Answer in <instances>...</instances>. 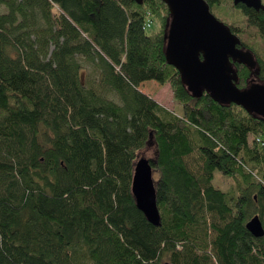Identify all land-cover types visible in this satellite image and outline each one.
<instances>
[{"label":"trees","instance_id":"trees-1","mask_svg":"<svg viewBox=\"0 0 264 264\" xmlns=\"http://www.w3.org/2000/svg\"><path fill=\"white\" fill-rule=\"evenodd\" d=\"M205 1L256 60L238 88L264 84V11ZM170 18L163 0H0V264H264L246 228L264 227V118L191 94ZM152 139L160 227L132 192Z\"/></svg>","mask_w":264,"mask_h":264},{"label":"water","instance_id":"water-1","mask_svg":"<svg viewBox=\"0 0 264 264\" xmlns=\"http://www.w3.org/2000/svg\"><path fill=\"white\" fill-rule=\"evenodd\" d=\"M163 1L171 16L167 27L166 59L179 71L191 94L200 98L206 92L216 101L240 106L264 118V84L250 83L242 90L237 86L239 78L235 64L255 68L252 53L239 48L238 37L217 19L205 0ZM232 1L235 5L264 11L262 0ZM153 171L149 159L140 158L135 166L132 192L137 208L148 222L160 227ZM246 228L255 238L264 237V227L258 216L252 218Z\"/></svg>","mask_w":264,"mask_h":264},{"label":"rangeland","instance_id":"rangeland-1","mask_svg":"<svg viewBox=\"0 0 264 264\" xmlns=\"http://www.w3.org/2000/svg\"><path fill=\"white\" fill-rule=\"evenodd\" d=\"M225 8L227 9V12H229V14L231 15V17H228L225 13L224 17L226 20L234 21L235 19H241L242 18V17H234L233 16V15H235L234 11L231 10V8L229 6H225L224 1H222L221 7L218 8L217 10L225 11ZM217 10H215V12H217ZM213 12L214 11H212V13ZM152 20H153V23H151V26L147 29L148 35H151L152 33L157 32L161 29L160 21L156 18H153V17H152ZM252 39H254V36H252ZM251 83L259 84V82L254 77L252 78ZM140 90H142V92L147 93L148 95L152 96L158 103H160L165 108H167L171 111L174 109V98H173L174 94H173V91L171 90L169 85L162 86V85L158 84L157 82L151 81V82H147L143 86H141ZM177 111L181 112V109L177 108ZM150 143L151 144L149 145V147H147L145 149L143 157H145L147 159H155L157 156L155 142L152 139L150 141ZM158 179H159V173L157 171H154L155 183ZM214 184L218 188L223 189L226 187V183L223 182L222 180H216L214 182Z\"/></svg>","mask_w":264,"mask_h":264},{"label":"built area","instance_id":"built-area-1","mask_svg":"<svg viewBox=\"0 0 264 264\" xmlns=\"http://www.w3.org/2000/svg\"><path fill=\"white\" fill-rule=\"evenodd\" d=\"M151 26V24H149V22L146 23V29H148Z\"/></svg>","mask_w":264,"mask_h":264},{"label":"bare ground","instance_id":"bare-ground-1","mask_svg":"<svg viewBox=\"0 0 264 264\" xmlns=\"http://www.w3.org/2000/svg\"><path fill=\"white\" fill-rule=\"evenodd\" d=\"M153 178H154V171H153Z\"/></svg>","mask_w":264,"mask_h":264}]
</instances>
